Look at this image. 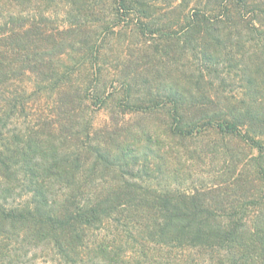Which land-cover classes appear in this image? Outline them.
Here are the masks:
<instances>
[{
    "label": "trees",
    "instance_id": "1",
    "mask_svg": "<svg viewBox=\"0 0 264 264\" xmlns=\"http://www.w3.org/2000/svg\"><path fill=\"white\" fill-rule=\"evenodd\" d=\"M106 2L0 0V264H264V0Z\"/></svg>",
    "mask_w": 264,
    "mask_h": 264
},
{
    "label": "rangeland",
    "instance_id": "2",
    "mask_svg": "<svg viewBox=\"0 0 264 264\" xmlns=\"http://www.w3.org/2000/svg\"><path fill=\"white\" fill-rule=\"evenodd\" d=\"M111 0H107L106 3H109ZM152 4V12L154 16L160 19V23L173 22L177 19L182 13H187L191 11L193 7L202 6L205 0H147ZM45 4V3H44ZM50 14L51 16L56 17V13L61 11L59 3L56 6L51 5ZM125 46V42L120 37L116 43L115 53L120 52ZM193 46L191 45L190 49L188 48V53L192 54ZM109 112L106 109H103L97 113L96 121L97 123H102L105 120L109 119ZM39 256V255H38ZM36 264H52L47 261H44V257L37 258Z\"/></svg>",
    "mask_w": 264,
    "mask_h": 264
}]
</instances>
